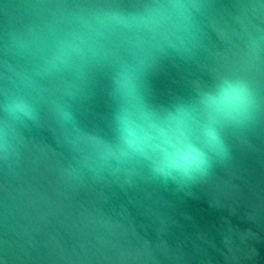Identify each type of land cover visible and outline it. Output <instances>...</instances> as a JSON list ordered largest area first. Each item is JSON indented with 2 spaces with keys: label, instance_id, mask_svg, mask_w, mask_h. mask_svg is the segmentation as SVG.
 Returning <instances> with one entry per match:
<instances>
[{
  "label": "water",
  "instance_id": "water-1",
  "mask_svg": "<svg viewBox=\"0 0 264 264\" xmlns=\"http://www.w3.org/2000/svg\"><path fill=\"white\" fill-rule=\"evenodd\" d=\"M151 3L0 0V264H264V0H183V17L167 9L154 25L103 21ZM125 68L157 107L246 81L258 110L224 129L230 162L185 188L141 162H102ZM13 100L34 118L11 120Z\"/></svg>",
  "mask_w": 264,
  "mask_h": 264
},
{
  "label": "clouds",
  "instance_id": "clouds-1",
  "mask_svg": "<svg viewBox=\"0 0 264 264\" xmlns=\"http://www.w3.org/2000/svg\"><path fill=\"white\" fill-rule=\"evenodd\" d=\"M167 9L180 17L186 11L183 0H153L142 11L106 13L103 21L125 27L154 25ZM113 100L114 142L97 143L101 161L141 162L154 177L178 188L203 183L216 167L226 166L232 151L224 129L246 126L258 110L254 93L243 80H225L200 93L195 103L157 107L148 102L139 75L127 68L113 80ZM5 112L18 122L34 118L24 100L7 103ZM61 116L65 122L73 120L70 112Z\"/></svg>",
  "mask_w": 264,
  "mask_h": 264
}]
</instances>
